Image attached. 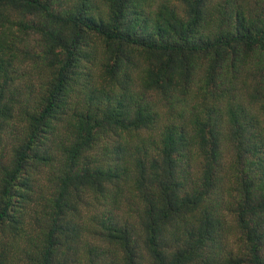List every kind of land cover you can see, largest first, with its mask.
Masks as SVG:
<instances>
[{
    "label": "trees",
    "instance_id": "obj_1",
    "mask_svg": "<svg viewBox=\"0 0 264 264\" xmlns=\"http://www.w3.org/2000/svg\"><path fill=\"white\" fill-rule=\"evenodd\" d=\"M0 264H264V0H0Z\"/></svg>",
    "mask_w": 264,
    "mask_h": 264
}]
</instances>
